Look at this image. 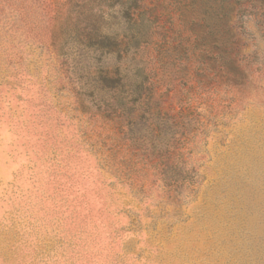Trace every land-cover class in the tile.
<instances>
[{
	"label": "rangeland",
	"instance_id": "374dc122",
	"mask_svg": "<svg viewBox=\"0 0 264 264\" xmlns=\"http://www.w3.org/2000/svg\"><path fill=\"white\" fill-rule=\"evenodd\" d=\"M0 264H264V0H0Z\"/></svg>",
	"mask_w": 264,
	"mask_h": 264
},
{
	"label": "trees",
	"instance_id": "16d2710c",
	"mask_svg": "<svg viewBox=\"0 0 264 264\" xmlns=\"http://www.w3.org/2000/svg\"><path fill=\"white\" fill-rule=\"evenodd\" d=\"M46 0H43V2ZM134 7H137V2H134ZM49 7L48 3H45L43 5V11H45L46 8ZM121 7V6H120ZM127 10V16L130 18H135V12L134 10L136 9H132V8H126ZM125 10V8H124ZM133 10V11H132ZM132 11V12H131ZM46 13V12H45ZM85 39L87 41H91L92 38L87 37V35H85ZM97 42L96 44L99 47V50H103L106 49V51L110 54L113 55H117L119 58H130L134 61L138 55V53L135 51L131 54H129L128 50H126V46H127V41L123 40V39H118L112 36H101L99 38H97ZM135 66L138 67V64H135ZM148 73L150 72H145L143 69L139 68V72L138 75L136 77H144L145 80L143 79V81H141V83H139L138 85L134 84V82H129V80H127V73L125 72L124 77L120 76V71L118 68H112L110 71H106V72H102L101 73V77L99 82H107L109 84H111V88L115 89L118 86H120L121 84H126L129 83L128 86H135L134 89L131 90V96L134 94H138L140 93V96H138L137 99L133 100L131 102L132 105H134V103H136L137 108L139 109L137 113H135V115H137L140 111H142V109L147 108L148 106L151 107V105L153 106V100H154V95L156 94V91L154 90V88H151V82L149 80H146L147 76L149 75ZM86 75L91 76V72L90 71H86ZM128 81V82H127ZM146 83V84H145ZM150 83V84H149ZM145 87V88H144ZM143 91V92H142ZM144 93V94H142ZM156 108H158V106L155 105ZM154 117L153 112L152 113H148V119H150V122H148V125L151 128H154V124L155 122H152L151 118ZM133 141V140H132Z\"/></svg>",
	"mask_w": 264,
	"mask_h": 264
}]
</instances>
